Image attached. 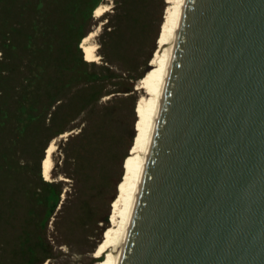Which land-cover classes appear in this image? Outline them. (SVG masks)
Segmentation results:
<instances>
[{"label": "water", "instance_id": "obj_1", "mask_svg": "<svg viewBox=\"0 0 264 264\" xmlns=\"http://www.w3.org/2000/svg\"><path fill=\"white\" fill-rule=\"evenodd\" d=\"M118 264H264V0H185Z\"/></svg>", "mask_w": 264, "mask_h": 264}, {"label": "rangeland", "instance_id": "obj_2", "mask_svg": "<svg viewBox=\"0 0 264 264\" xmlns=\"http://www.w3.org/2000/svg\"><path fill=\"white\" fill-rule=\"evenodd\" d=\"M39 1L0 0V59L5 55L9 60H2V68L9 72L2 75L0 99L8 105L13 104L23 78L28 76L21 74L30 53L21 47L37 17L35 6ZM83 2L43 0L49 27L47 36L38 35L36 44L52 39L58 55L74 60L77 33L69 25L74 14L80 13ZM98 5H104L106 12L95 17L93 11L83 29L86 35L93 32L87 44L94 46L96 60L89 62L105 65L108 70L88 65L87 71L95 70L99 75L87 85L82 80L84 75H76L78 79L75 75H60V85L54 93L61 103H55L54 117L49 120V115H44L45 120L35 123L20 138L10 137L7 123L0 127V264H31L27 246L38 237L51 246L52 256L43 264L100 261L101 257L94 253L109 225L110 204L135 137L137 102L145 95L139 87L140 78L133 83L134 91H124L130 77L144 75L151 68L149 60L157 48L167 2L102 0ZM83 38L78 48L87 60L81 49ZM7 39L8 44L17 45L14 51L4 45ZM64 49L66 57L62 55ZM47 91L50 90L43 87L35 92L40 103L49 101ZM62 127L66 128L63 133L49 139L53 130ZM50 143L54 145L51 172L45 179L42 161ZM42 181H53L60 192L59 203L43 230L39 227L46 189ZM42 255L39 249L38 256Z\"/></svg>", "mask_w": 264, "mask_h": 264}, {"label": "trees", "instance_id": "obj_3", "mask_svg": "<svg viewBox=\"0 0 264 264\" xmlns=\"http://www.w3.org/2000/svg\"><path fill=\"white\" fill-rule=\"evenodd\" d=\"M83 1L84 4L80 10V13L74 14L75 17L72 20L73 22L69 25V27L72 29L71 31H75L77 33L75 38V49L77 50V54L75 55L74 60H72L71 58V61L67 59L65 49L62 50V55H65L66 59H63V57H61V53H59L58 55L57 47L55 46V43L52 41V39H49V41L44 39L42 45L36 44L35 40L38 39L40 35H42V37L47 36L46 29L49 27V23L47 22L48 16L45 15L43 9V0H40L36 4V15L37 17L39 15L40 16L38 17V19L36 17V19L32 20L30 30L27 34H25L24 41L21 47L24 49V51L30 53L29 58L23 66L24 72H22L21 74L28 76L23 78L21 85L22 89L18 92V96L14 95V101L12 105H8L5 101L3 102V100L0 99V127L5 126L7 123V126L9 125V128H7V132L11 138L17 139L23 136L29 130L33 129V125L35 123L40 121L42 118L43 120H45L46 117H44V115L46 114L49 115V120L54 117L53 115L56 110L55 103H61V98H58L57 94L54 93L56 91L55 89H58L60 85V78H58L60 75H84V79L82 80L85 85H87L89 82L95 80L96 75H99V73L95 70L87 71L88 65L108 70V68L104 67L105 65H96L93 62L85 60V58L83 59L81 50L80 48H78L79 41L87 34V31L83 29V25L87 20L91 18L94 9L98 6V4H100L102 0ZM8 42L9 39H7L3 43L6 48L10 47L11 50L14 51L17 45L15 43L8 44ZM1 48L3 47L1 46ZM3 53L4 51L1 52V54ZM2 60L4 62H9L5 55L2 59H0L1 90V83L3 79L2 75L4 72H9V70H5L2 68ZM142 75H139L137 77H130V83L124 92L134 91L133 83L141 78ZM75 78L78 79V76H76ZM68 82L69 81L66 82V85L68 84ZM43 87H47L48 90H50L47 91V96L49 98V101L47 103H40L41 101L39 100V97H37L38 95L35 94L38 89H43ZM7 96L12 98L8 94ZM52 107L54 108L51 109ZM50 126L52 125L50 124ZM50 129H53V127H50ZM65 130V127L53 130L49 139H52L58 134L63 133ZM42 184L46 186L43 194L44 198L42 200V217L39 220V227L43 230L46 227L47 221H49L53 216L55 208L59 203L60 192L58 189H56V184L53 181H42ZM39 249L43 253L42 256H38ZM26 252L27 256L29 257L28 260L29 262H31V264H43L46 259H50L52 256L51 246L46 242L45 239H40L39 237L38 240L33 243V245L27 246ZM98 260H101V258Z\"/></svg>", "mask_w": 264, "mask_h": 264}, {"label": "bare ground", "instance_id": "obj_4", "mask_svg": "<svg viewBox=\"0 0 264 264\" xmlns=\"http://www.w3.org/2000/svg\"><path fill=\"white\" fill-rule=\"evenodd\" d=\"M165 1L167 6L157 35V48L149 60L151 68L146 71L139 82V87L144 90L145 95L141 96L137 102L138 121L135 125V137L130 152L124 159V174L117 185L116 196L110 204L109 225L103 231L94 253L95 257L102 258L97 264H118L142 185V173L149 153L150 142L154 136L158 112L163 99L164 81L169 72L174 42L177 39V29L185 3V0ZM106 10L104 5H98L94 9V16L100 17ZM92 35L93 32H90L81 42L88 61L96 60L94 46L87 44V40ZM53 147L54 145L50 143L42 161V172L45 179H48L51 168Z\"/></svg>", "mask_w": 264, "mask_h": 264}, {"label": "flooded vegetation", "instance_id": "obj_5", "mask_svg": "<svg viewBox=\"0 0 264 264\" xmlns=\"http://www.w3.org/2000/svg\"><path fill=\"white\" fill-rule=\"evenodd\" d=\"M82 49V48H81Z\"/></svg>", "mask_w": 264, "mask_h": 264}]
</instances>
